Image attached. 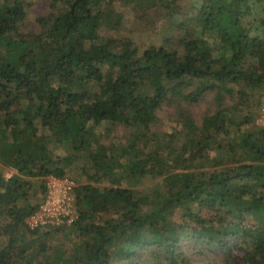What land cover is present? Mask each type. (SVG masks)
I'll return each mask as SVG.
<instances>
[{
    "label": "trees",
    "instance_id": "trees-1",
    "mask_svg": "<svg viewBox=\"0 0 264 264\" xmlns=\"http://www.w3.org/2000/svg\"><path fill=\"white\" fill-rule=\"evenodd\" d=\"M57 1L65 8L40 18V32L16 37L24 1L0 0V264H30L26 238L44 234L18 230L39 204L29 202L33 178L43 197L45 177L63 176L72 162L51 143L83 154L97 172L89 179L103 175L109 185L75 186L78 218L70 226L82 230L87 248L47 264H140L146 251L151 264H209L189 259V246L233 255L234 264H264V128L241 130L250 113L235 119L264 84V0H201L190 14L194 37L180 40L183 52L101 38L99 7L113 0ZM210 91L214 110L200 125L182 110L184 141L167 142L165 157L134 143L104 145L96 134L115 121L148 129L164 102L195 103ZM225 96L237 99L232 109ZM229 125L241 153L219 168L202 153ZM2 167L14 171L6 177ZM123 174L161 180L140 194L121 183Z\"/></svg>",
    "mask_w": 264,
    "mask_h": 264
},
{
    "label": "rangeland",
    "instance_id": "rangeland-1",
    "mask_svg": "<svg viewBox=\"0 0 264 264\" xmlns=\"http://www.w3.org/2000/svg\"><path fill=\"white\" fill-rule=\"evenodd\" d=\"M26 9V17L21 21L16 37L19 35L34 34L41 31L40 18H49L52 13L57 14L65 8V4L61 1L53 3L52 0H23ZM201 0H135L126 3L120 0H113L111 4H101L99 9L103 12L102 22L99 25L98 35L101 38L111 39H126L131 41L139 50H143L150 45L162 46L169 51L183 52V46L180 40L183 37H194L191 30V13L194 10V5ZM257 11L262 6L257 5ZM260 13V12H259ZM264 14V11H262ZM234 87V86H233ZM236 90V87H234ZM95 91L99 90L96 86ZM215 92H207L195 103L186 102H164L158 109L155 110L154 121L149 124L148 129L139 126H127L117 121L112 123H103L95 128L96 134L99 136L100 143L110 145L121 149L127 147L130 143L135 144L137 151L149 153L157 150L163 154H167L164 148L165 144L173 140L174 146H180L184 141V131L182 130L181 111L189 112V115L194 119L195 123L200 125L201 120L205 115L210 114L215 108L214 100ZM236 98L225 96L223 105L233 108ZM264 100V84L254 89L248 97L245 105H241L236 111V121H240L243 115L252 114V121L241 130L254 131L256 127H260L256 123L257 113L260 104ZM248 106V107H247ZM262 128V127H261ZM227 134H219L216 138V143L204 151L202 154L208 159L217 162L213 166L219 168L229 166L234 159L238 158L241 153L238 147V139L236 137L237 127L234 125L227 126ZM50 149L57 155L65 157L69 154L73 155L72 162L65 168L64 175L71 178L76 186L91 183L98 187L108 186V178L100 176L98 180L89 179L95 174L96 168L93 162L88 160L83 154L74 155L71 150L51 143ZM143 157V156H140ZM165 159V158H163ZM14 171L11 167H2L3 174L7 177ZM100 174V172L98 173ZM127 174V173H126ZM161 176L153 177L150 174H145L139 178H129L127 175L122 176L121 183L124 186L136 189L138 193H144L159 183ZM34 189L31 191L29 202L31 204L40 202L42 197V182L38 178H33ZM205 215L211 216L210 212L205 209L202 211ZM105 217H111L109 213L104 214ZM170 217V215L168 216ZM252 222L251 219L248 220ZM25 223V219H24ZM29 229L19 227V234L28 236ZM35 230V229H34ZM38 232L33 236L26 238L30 243V247L26 250L31 254L29 258L30 264H47V260L54 255L60 253L61 257L71 258L76 250L82 252L87 248V237L83 236L82 230L71 226H45L38 228ZM5 235L1 236V239ZM43 245V249L40 247ZM184 244L183 246H187ZM186 253L189 259L201 261L209 264H234L236 259L233 255H224L217 249L200 250L193 246L186 247ZM112 249V248H111ZM144 253L137 261L140 264H151L152 261L149 252Z\"/></svg>",
    "mask_w": 264,
    "mask_h": 264
},
{
    "label": "built area",
    "instance_id": "built-area-1",
    "mask_svg": "<svg viewBox=\"0 0 264 264\" xmlns=\"http://www.w3.org/2000/svg\"><path fill=\"white\" fill-rule=\"evenodd\" d=\"M256 123L264 128V100L260 104ZM45 192L36 210L25 218L26 226L38 229L45 226H70L78 218L74 201V181L63 175L45 177Z\"/></svg>",
    "mask_w": 264,
    "mask_h": 264
}]
</instances>
